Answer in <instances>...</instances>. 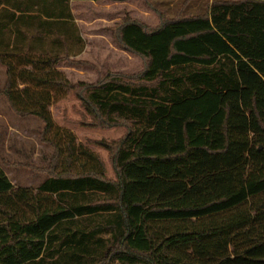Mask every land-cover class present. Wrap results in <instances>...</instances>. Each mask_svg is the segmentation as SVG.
Wrapping results in <instances>:
<instances>
[{"label": "trees", "instance_id": "1", "mask_svg": "<svg viewBox=\"0 0 264 264\" xmlns=\"http://www.w3.org/2000/svg\"><path fill=\"white\" fill-rule=\"evenodd\" d=\"M72 1L102 0H0L2 94L53 148L36 187L0 166V264H264V0H166L182 8L155 9L154 28L126 15L111 42L142 68L94 82L56 68L95 67L71 58L86 44ZM23 24L29 42L4 41ZM69 94L79 124L125 128L93 141L113 179L54 121Z\"/></svg>", "mask_w": 264, "mask_h": 264}, {"label": "rangeland", "instance_id": "2", "mask_svg": "<svg viewBox=\"0 0 264 264\" xmlns=\"http://www.w3.org/2000/svg\"><path fill=\"white\" fill-rule=\"evenodd\" d=\"M165 1L102 0L94 3L89 1L73 2L74 17L88 50L85 54L80 53L77 56H71V58L88 61L95 67L72 65L69 60L62 59L58 62V68L63 70V67H71L72 70L67 75L70 80L87 82L96 81L99 74L105 71L137 73L142 68V59L139 56L126 51L128 56L125 61L121 57L117 59L118 55L104 57L101 46H94L98 44L95 41L103 38L96 36V33L98 32L105 37L111 36L108 27L126 15L140 20L150 28H154L160 22L155 9L171 16L182 8H175L176 6L168 8V6L161 4ZM113 14H115V18L110 17ZM88 38L89 40H87ZM4 82L5 68L0 64V166L15 186L36 187L38 182L48 174L46 167L50 163L53 148L40 142L39 133L42 123L38 119L18 116L9 107L2 94ZM50 110L56 124L71 130L78 141L87 145L100 156L106 169V177L113 179L114 172L107 151L93 141L101 138H120L125 134V128L123 126L100 128L79 124L82 108L78 99L72 94L52 104Z\"/></svg>", "mask_w": 264, "mask_h": 264}, {"label": "crops", "instance_id": "3", "mask_svg": "<svg viewBox=\"0 0 264 264\" xmlns=\"http://www.w3.org/2000/svg\"><path fill=\"white\" fill-rule=\"evenodd\" d=\"M73 2H79V1H72V3ZM89 2H93L94 3L95 1H89ZM119 3H125V2H119ZM72 12H73V14H75V9L74 8H72ZM114 15L115 14H113V16H110V17L115 18L116 16H114ZM17 27L20 30L22 29L23 33L21 35H19V32L17 31L16 33L18 34V36L14 37L15 32H13L10 37H6V38L3 37L4 41H7L8 39H10L9 40L10 42H14V41L15 42H29L31 36H30L29 31H26V29H30V27L27 26L26 24L18 25ZM24 32H26V34ZM96 36L103 37L102 39L99 38L100 39L99 41H95V43H98V44H95L94 46H97V47L101 46V48L103 50L102 53H103L104 57H110V55H118L119 57L117 59H120V57H121L125 61L126 57L128 56L127 55L128 53L126 51L118 49L116 46H114L112 44V42H111V36L110 35L105 37V36H102L100 33L97 32ZM87 40H89V38ZM86 47H87V44H86L84 50L81 52V54L87 53L88 48H86ZM56 68H58V63L56 65ZM70 68L71 67H63V71H65L67 73V75H68L69 71L72 70Z\"/></svg>", "mask_w": 264, "mask_h": 264}]
</instances>
